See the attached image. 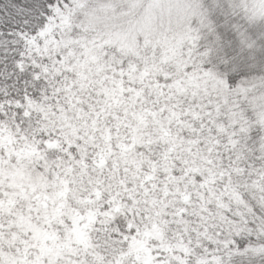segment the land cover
I'll return each mask as SVG.
<instances>
[{
    "label": "snow or ice",
    "instance_id": "obj_1",
    "mask_svg": "<svg viewBox=\"0 0 264 264\" xmlns=\"http://www.w3.org/2000/svg\"><path fill=\"white\" fill-rule=\"evenodd\" d=\"M0 264H264V0H0Z\"/></svg>",
    "mask_w": 264,
    "mask_h": 264
}]
</instances>
